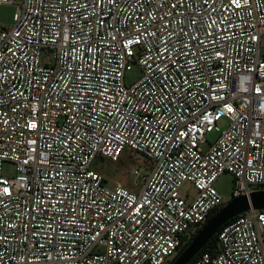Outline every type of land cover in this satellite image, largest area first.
Returning <instances> with one entry per match:
<instances>
[{"label": "built area", "instance_id": "built-area-1", "mask_svg": "<svg viewBox=\"0 0 264 264\" xmlns=\"http://www.w3.org/2000/svg\"><path fill=\"white\" fill-rule=\"evenodd\" d=\"M1 4L16 10L0 25V264H171L264 187V0ZM125 149L147 161L140 188L92 168ZM217 234L191 264H264V210Z\"/></svg>", "mask_w": 264, "mask_h": 264}, {"label": "rangeland", "instance_id": "rangeland-1", "mask_svg": "<svg viewBox=\"0 0 264 264\" xmlns=\"http://www.w3.org/2000/svg\"><path fill=\"white\" fill-rule=\"evenodd\" d=\"M15 10V7L12 5H0L1 26L9 27L13 24V15ZM261 48L262 53L264 54V38L262 40ZM141 75L142 71L139 67L135 66L131 71L126 74V81L127 83H132L138 78H140ZM229 124V119H221L218 122L220 131H212L206 134L205 140L207 141V143H215V141L219 138L221 131L227 129L229 127ZM203 147L204 149L207 148L206 145H204ZM136 164L144 167L147 165V161L141 154L136 153L130 149H125L122 152L121 157L118 161H112L109 158H98L94 161L92 168L102 173L107 178L108 184L110 186H114L117 183H121L130 188H140L143 177H136L131 172L132 168ZM3 172L9 176H14L16 174L15 166L11 163H5L3 166ZM215 186L224 195L226 199H230L234 188V176L231 173L222 174L218 181H216ZM258 189L264 190V187H259Z\"/></svg>", "mask_w": 264, "mask_h": 264}, {"label": "water", "instance_id": "water-1", "mask_svg": "<svg viewBox=\"0 0 264 264\" xmlns=\"http://www.w3.org/2000/svg\"><path fill=\"white\" fill-rule=\"evenodd\" d=\"M250 209L264 210V190L255 191L248 196L242 195L229 201L198 231L191 243L171 264L191 263L225 223Z\"/></svg>", "mask_w": 264, "mask_h": 264}, {"label": "trees", "instance_id": "trees-1", "mask_svg": "<svg viewBox=\"0 0 264 264\" xmlns=\"http://www.w3.org/2000/svg\"><path fill=\"white\" fill-rule=\"evenodd\" d=\"M216 212H217V211H216ZM216 212H215L214 214H216ZM193 238H194V237H193ZM193 238H192V239H193ZM217 238H218V234H216V235L214 236V238H213V239H212V240H211V241H210V242H209V243H208V244H207V245L201 250V252H200V253H199L194 259H196V258H197L202 252H205V251H207V250H211L212 248L216 247V243H217L216 241H217ZM192 239H191V240H192ZM190 242H191V241H189V243H190ZM189 243H188V244H189ZM188 244H187V245H188ZM186 247H187V246H186ZM186 247H185V248H186ZM185 248H184V249H185ZM184 249H183V250H184ZM183 250H182V251H183ZM182 251H181V252H182ZM181 252H180V253H181ZM174 261H175V260H173V262H174ZM173 262H172V263H173ZM189 264H191V263H189Z\"/></svg>", "mask_w": 264, "mask_h": 264}, {"label": "snow or ice", "instance_id": "snow-or-ice-1", "mask_svg": "<svg viewBox=\"0 0 264 264\" xmlns=\"http://www.w3.org/2000/svg\"><path fill=\"white\" fill-rule=\"evenodd\" d=\"M5 191H7V189H5Z\"/></svg>", "mask_w": 264, "mask_h": 264}, {"label": "crops", "instance_id": "crops-1", "mask_svg": "<svg viewBox=\"0 0 264 264\" xmlns=\"http://www.w3.org/2000/svg\"><path fill=\"white\" fill-rule=\"evenodd\" d=\"M194 260V259H193Z\"/></svg>", "mask_w": 264, "mask_h": 264}]
</instances>
